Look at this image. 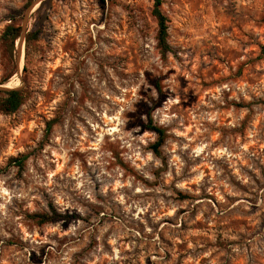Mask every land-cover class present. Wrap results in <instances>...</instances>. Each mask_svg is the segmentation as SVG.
Returning <instances> with one entry per match:
<instances>
[{"label": "rangeland", "instance_id": "374dc122", "mask_svg": "<svg viewBox=\"0 0 264 264\" xmlns=\"http://www.w3.org/2000/svg\"><path fill=\"white\" fill-rule=\"evenodd\" d=\"M30 3L0 0V264H264V0H162L164 56L152 0H46L12 46Z\"/></svg>", "mask_w": 264, "mask_h": 264}, {"label": "trees", "instance_id": "16d2710c", "mask_svg": "<svg viewBox=\"0 0 264 264\" xmlns=\"http://www.w3.org/2000/svg\"><path fill=\"white\" fill-rule=\"evenodd\" d=\"M152 10L151 14L155 18L157 23V33H156V43L157 47L161 53L162 56H164L167 52H170V47L167 43V18L166 16L161 12L160 5L162 0H152ZM31 0H28V3H30ZM43 3L39 7L38 10L42 7ZM19 28L13 27V26H7L2 37L4 40H9L10 45L13 46V43L15 40L19 38L18 34ZM2 82H0V85ZM23 101V94L22 91L16 88H12L10 90L6 91H0V112L4 114H12L20 107ZM148 128L151 129L153 132L157 135V140L152 145L151 149L152 152L155 155H159V148L163 144L164 141V131L156 126H152L150 123L148 124ZM25 157H16V158H10L9 164L14 163L19 169L22 168V163L24 161ZM36 219V222L38 224H45L61 219L68 218L67 216L58 213L55 211V209L50 206L48 211L36 213L32 216Z\"/></svg>", "mask_w": 264, "mask_h": 264}, {"label": "water", "instance_id": "95a60500", "mask_svg": "<svg viewBox=\"0 0 264 264\" xmlns=\"http://www.w3.org/2000/svg\"><path fill=\"white\" fill-rule=\"evenodd\" d=\"M46 0H33L28 7L25 10L24 16H23V20H22V26H21V32H20V36H19V40H23L24 35H25V24L27 21V18L29 17V15L31 13H33L40 5L42 2H44ZM19 50H20V45L18 47V57H19ZM17 63H18V58H17ZM3 85H0V91H6V90H10L12 88H4L2 87Z\"/></svg>", "mask_w": 264, "mask_h": 264}, {"label": "bare ground", "instance_id": "6f19581e", "mask_svg": "<svg viewBox=\"0 0 264 264\" xmlns=\"http://www.w3.org/2000/svg\"><path fill=\"white\" fill-rule=\"evenodd\" d=\"M22 56H23V50H22V48H20V50H19V57H18V63H19V68L18 69H19V71H20V60H21ZM2 87H4V88H11L10 84L4 85Z\"/></svg>", "mask_w": 264, "mask_h": 264}]
</instances>
